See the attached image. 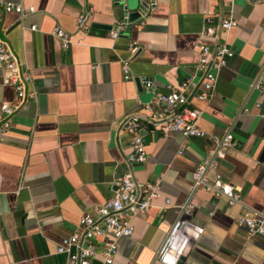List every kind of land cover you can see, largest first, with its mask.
I'll list each match as a JSON object with an SVG mask.
<instances>
[{
    "label": "crops",
    "instance_id": "1",
    "mask_svg": "<svg viewBox=\"0 0 264 264\" xmlns=\"http://www.w3.org/2000/svg\"><path fill=\"white\" fill-rule=\"evenodd\" d=\"M4 1L34 10L23 17L0 13V39L27 73L34 99L16 108L0 132V264H64L58 243L126 173L136 183H158L170 205L160 199L133 216L132 235L118 241L112 264H157V251L187 201L193 206L188 219L203 233L183 264H264V233L248 235L235 224L248 211L264 216V0ZM148 1L154 8L142 26L134 19L110 36L114 20ZM87 9V29L79 30L75 19ZM208 11L213 26L231 16L236 28L225 36H201ZM55 28L71 36L65 51L51 36ZM224 38L232 57L218 72L214 98L202 102L191 94L186 107L200 111L197 128L206 135L232 136L233 147L217 168L222 181L240 190V204L230 207L206 187L192 188L191 173L211 149L209 140L163 137L140 120L146 160L128 165L129 135L117 131L127 116L146 117L142 105L154 94L193 74L198 45L213 50ZM132 41L138 50L130 56ZM124 60L128 80L122 78ZM144 80L151 83L148 91ZM255 82L261 89H252ZM15 102L0 72V116Z\"/></svg>",
    "mask_w": 264,
    "mask_h": 264
},
{
    "label": "built area",
    "instance_id": "2",
    "mask_svg": "<svg viewBox=\"0 0 264 264\" xmlns=\"http://www.w3.org/2000/svg\"><path fill=\"white\" fill-rule=\"evenodd\" d=\"M154 2L148 1L140 5L134 20L143 25L145 18L153 10ZM13 12L19 17L34 12L32 7L22 8L20 5L0 0V13ZM91 9L79 14L75 23L79 30H86V17L91 15ZM212 13L206 12L203 16L204 28L201 36L214 38L218 33L224 36L236 28L237 22L227 16L221 19L217 26L211 24ZM133 21H129L126 13L120 19L113 21L110 32L116 38ZM34 31V26L29 28ZM51 36L58 40L60 48L65 51L71 44V36L61 29L55 28ZM130 56H133L138 46L132 41L127 46ZM197 60L193 74L182 80L176 86H165V92L154 94L150 101L142 105L146 117L153 123L151 127L163 136L168 137L178 133L184 138H206L211 144V149L203 159L196 164L191 173L192 188L206 187L216 198L222 199L227 206L240 204V190L229 183L222 181L217 172L219 161L223 160L226 152L233 147L232 136L226 132L223 135H206L197 128L200 111L186 107L187 96L193 94L197 101L207 102L215 96V84L219 70L225 65L227 59L232 57L229 46L223 39L222 43L214 46L213 50L205 44L197 46ZM123 80L131 79L128 62H120ZM0 72L2 84L12 87L16 102L13 105L3 106L0 116V132L9 127L8 118L26 99H34V92L27 91L29 82L27 73L22 70L19 63L7 44L0 39ZM152 88L150 81H143V89ZM252 89H261V84L253 83ZM246 113V109L241 110ZM140 119L137 115H130L123 119L121 126L124 133L129 135L128 153L126 162L129 165L143 164L146 160L144 142L138 134ZM180 154V151L177 152ZM210 174V182L206 178ZM163 200L165 206L170 205V200L162 198L158 183H136L130 173L115 178L111 183V196L101 205L93 207L92 213H83L76 224L75 230L62 239L56 247V254L65 255L64 264H91L99 256L101 264H112L117 253V244L120 239L132 235L131 219L139 213H145L157 200ZM193 206L187 201L179 207V217L167 231L155 257L157 264H176L190 247L196 243L203 233L201 226L188 219ZM264 216L248 211L237 217L235 224L242 228L248 235L263 234Z\"/></svg>",
    "mask_w": 264,
    "mask_h": 264
},
{
    "label": "water",
    "instance_id": "3",
    "mask_svg": "<svg viewBox=\"0 0 264 264\" xmlns=\"http://www.w3.org/2000/svg\"><path fill=\"white\" fill-rule=\"evenodd\" d=\"M137 17H138L137 12H133V13H130V14L128 15L129 21H133V20L136 19ZM137 116H138V115H137ZM138 118H139L140 120H143V121L149 123V124H152V123H153L150 119H148V118L145 117V116H141V115H140V116H138ZM122 124H123V122L118 126L117 131L120 130ZM128 165H129V164H128ZM183 261H184V258H183V257H180V258L178 259V261H177L176 264H183Z\"/></svg>",
    "mask_w": 264,
    "mask_h": 264
}]
</instances>
